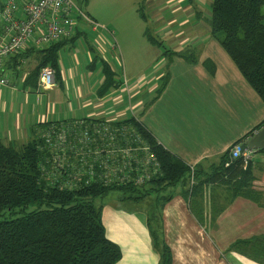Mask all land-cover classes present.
Listing matches in <instances>:
<instances>
[{"label": "crops", "instance_id": "1", "mask_svg": "<svg viewBox=\"0 0 264 264\" xmlns=\"http://www.w3.org/2000/svg\"><path fill=\"white\" fill-rule=\"evenodd\" d=\"M191 5L183 12H191ZM196 26L200 25H183L174 31L172 39L167 37L171 51L177 55L162 58L161 71L148 80L144 74L131 75L127 94L116 80V88L98 95L105 81V68L114 73L106 50L99 45L103 41H99L98 29L78 27L76 38L61 45L59 79L52 89H42L39 79L32 78L42 48L30 46L22 56L9 57L4 63L9 86L0 89V143L19 149L38 139L52 123H116L135 115L154 139L184 165L205 173L219 167L235 145L264 127V102L232 58L223 53L220 41L207 35L208 26L206 37L187 36ZM175 32L179 36L175 37ZM87 33L94 34L93 42L100 47L98 60L94 59L97 54L92 53L91 44L88 48L82 44L80 54L76 52L77 42ZM52 155L51 149L50 153L45 151L46 174L54 178L46 179L51 183L62 178L50 171ZM251 173L252 189L262 195L264 202V150L252 153ZM197 187V183L171 187L135 205L107 197L102 222L106 237L121 251L116 264L161 263L148 214L151 200H160V205L165 197L169 200L160 208V214L172 264H264L245 256L241 248L232 249L237 242L264 237V206L238 194L237 188L228 183L208 182ZM187 190L193 194L189 198ZM204 220L212 224L206 227L201 223Z\"/></svg>", "mask_w": 264, "mask_h": 264}, {"label": "trees", "instance_id": "2", "mask_svg": "<svg viewBox=\"0 0 264 264\" xmlns=\"http://www.w3.org/2000/svg\"><path fill=\"white\" fill-rule=\"evenodd\" d=\"M263 8L264 0H211L209 28L211 36L220 41L222 48L264 102ZM146 35L151 43H156L148 32ZM74 38L42 47L32 78L39 79L40 71L50 66L56 70L58 81V52L64 42ZM17 55L22 56L23 53ZM105 70V81L98 91L100 97L117 87L115 74L108 68ZM117 123H128L137 129L160 163L161 176L144 186H105L98 182H82L73 190L61 189L60 183L49 185V180L45 178L42 163L46 161L47 149H43L41 137L19 149L0 143V213L18 209L25 212L27 208L35 207L20 218L0 220V264H116L121 258V251L106 237L102 222L104 199L116 193L121 202L135 205L153 193L189 185L188 166L164 150L142 122L132 117ZM231 160L227 154L223 164L204 180L197 175L198 187L223 179L237 188L238 194L264 206L262 195L253 191L251 186L254 180L251 163L245 167L242 159ZM195 189L193 187V192ZM190 193L188 190L185 192L187 198ZM168 200L165 197L160 205H157L160 200H154L148 214V226L161 253L160 264H172V253L164 240L160 214V208ZM201 223L208 227L212 221ZM238 248L243 249L245 256L264 263V237L240 241L232 246L234 250Z\"/></svg>", "mask_w": 264, "mask_h": 264}, {"label": "built area", "instance_id": "3", "mask_svg": "<svg viewBox=\"0 0 264 264\" xmlns=\"http://www.w3.org/2000/svg\"><path fill=\"white\" fill-rule=\"evenodd\" d=\"M80 22L98 26L76 4L75 0H3L0 3V89L9 86L4 63L10 56L30 46L45 47L74 38ZM39 86L48 90L57 86L56 70L44 67L39 74ZM139 122V118L132 116ZM128 123L107 120H81L52 123L40 137L43 148L53 152L51 172L59 173L61 189L73 190L78 184L98 182L105 186H144L161 176V165L151 147ZM160 145V144H159ZM252 151H240L235 145L232 160L252 161ZM51 157V154H50ZM47 163H42L45 178Z\"/></svg>", "mask_w": 264, "mask_h": 264}, {"label": "rangeland", "instance_id": "4", "mask_svg": "<svg viewBox=\"0 0 264 264\" xmlns=\"http://www.w3.org/2000/svg\"><path fill=\"white\" fill-rule=\"evenodd\" d=\"M2 1L0 0V3ZM75 2L92 21L100 26L98 30L101 37L98 36V38L99 41H103V46L99 45L103 50H106L116 80L122 83L123 88L125 87L126 94L128 93L126 87L131 82V75L144 74L145 80H148L161 71L163 64H160V61L162 58L165 60L166 57L175 54L171 51L168 43L174 37L175 30L182 29L186 24L197 23L200 26H196L197 28L192 32H187V36L203 38L206 37L205 26L209 28L211 0H75ZM191 2L193 5H191V12H183L185 6L188 7ZM262 12H264V8ZM81 27H88L92 30V27L84 22H80L79 29ZM147 32L156 43H151L148 40ZM209 33L207 35L211 37ZM178 34L175 32V37L179 36ZM169 36L170 39H167ZM93 41L94 34L87 33L80 43L77 42L76 52L80 54L82 44L86 48L91 44L92 53L97 54L94 59L98 60L100 47ZM222 51L226 53L224 49ZM82 58L87 59L84 51H82ZM126 80H128L127 83ZM125 106L128 107V103ZM131 115L130 111L128 117ZM188 168L189 184L191 185L198 182L197 175L204 180L207 178L206 176L211 175L217 169V167H213L210 172L205 173L196 167ZM217 182L226 183L223 179L217 180ZM234 183L236 182L234 181ZM168 194L169 192H166V195ZM108 197H117V194L112 193ZM153 201L151 200V203ZM33 210L35 207H29L25 212L20 209L4 211L0 213V220L20 218Z\"/></svg>", "mask_w": 264, "mask_h": 264}, {"label": "water", "instance_id": "5", "mask_svg": "<svg viewBox=\"0 0 264 264\" xmlns=\"http://www.w3.org/2000/svg\"><path fill=\"white\" fill-rule=\"evenodd\" d=\"M264 150V127L254 133L248 140L240 145V151H261Z\"/></svg>", "mask_w": 264, "mask_h": 264}]
</instances>
